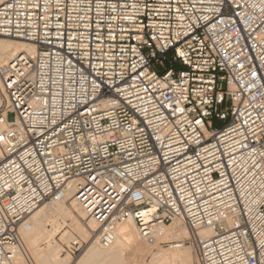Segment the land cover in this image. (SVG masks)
<instances>
[{"label":"built area","instance_id":"2783aa9c","mask_svg":"<svg viewBox=\"0 0 264 264\" xmlns=\"http://www.w3.org/2000/svg\"><path fill=\"white\" fill-rule=\"evenodd\" d=\"M2 38L37 51L0 62V264L72 182L103 247L179 222L200 264H264V0H0Z\"/></svg>","mask_w":264,"mask_h":264},{"label":"bare ground","instance_id":"6f19581e","mask_svg":"<svg viewBox=\"0 0 264 264\" xmlns=\"http://www.w3.org/2000/svg\"><path fill=\"white\" fill-rule=\"evenodd\" d=\"M23 51L35 55L37 46L23 40L0 39V62L3 65H9L10 61ZM2 103V96H0V106ZM6 125V123L0 122V130L4 129ZM2 156L3 151L0 148V157ZM70 184V191L63 201L41 205L29 219L31 227L23 235V238L35 262L37 264L147 263L145 260L148 250L146 251V246L140 240L135 229L136 225L131 220L118 224L117 239L110 247H103L99 243L100 227L93 219L89 218L79 205L73 196L75 186L73 182ZM160 231L165 239L173 241L166 250H160L161 247L158 246L159 250L151 254L150 264L194 263L190 246L181 243V240L190 236V231L185 225L174 222L172 226H165ZM61 233L60 238L64 243L78 241L75 234L90 242L80 259L72 260L70 255L60 247L57 237ZM149 252L151 253V251Z\"/></svg>","mask_w":264,"mask_h":264},{"label":"rangeland","instance_id":"374dc122","mask_svg":"<svg viewBox=\"0 0 264 264\" xmlns=\"http://www.w3.org/2000/svg\"><path fill=\"white\" fill-rule=\"evenodd\" d=\"M7 39H9V38H7ZM10 39L20 40V39H16V38H10ZM21 41H22V40H21ZM0 96H1V95H0ZM2 100H3V98H2ZM7 119H8V121H10V122L14 121V120L16 119V113H15L14 111H10V112L8 113V115H7ZM45 204H47V203H45ZM45 204H44V205H45ZM126 222H127V221H126ZM172 225H173V224L169 225V227L172 226ZM167 226H168V225H167ZM67 229H69V227H67ZM135 229L137 230V232H138V234H139L140 240L145 244V246H146V251L148 250V251H147V257H146L147 259L145 260V262H147V263H144V264H150L151 262H150L149 259H151V257H152L151 254H153L154 252H156V250L158 251L160 247H158V245H152V244L147 243V242L145 241V239L140 235L138 228L135 227ZM63 232H64V231H63ZM61 235H62V233L57 237V240H58V243L60 244V247L63 249V251L66 252V253H68V254L70 255V258H71L72 260L80 259V258L82 257V255L84 254V252H85V250H86V248H87V245H89L90 242L87 241L85 238L79 236L78 234H75V237L78 239V241H80V242L82 243V247H81L80 251L77 252V251L75 250V248H76L77 245L74 246V245H73V242H70V243H64L63 240H61V238H60ZM76 241H77V240H76ZM168 241L172 242L173 240H170V239H169ZM169 246H170V243H169ZM169 246H167V245H166V246H163L164 249H163V247H161L160 250H166ZM185 246H190V250H192L191 252H192V254H193V260H194V263H193V264H200V263H198L199 261H197V258H196V255H195V253H194V250H193L192 246L189 245V244H186ZM151 248H152V249H151ZM149 249H150V250H149ZM149 251H151V253H150ZM148 252H149V253H148ZM97 264H98V263H97Z\"/></svg>","mask_w":264,"mask_h":264}]
</instances>
